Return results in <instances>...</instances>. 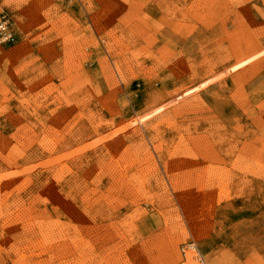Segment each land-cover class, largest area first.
Here are the masks:
<instances>
[{
    "label": "rangeland",
    "instance_id": "374dc122",
    "mask_svg": "<svg viewBox=\"0 0 264 264\" xmlns=\"http://www.w3.org/2000/svg\"><path fill=\"white\" fill-rule=\"evenodd\" d=\"M0 13L16 31L0 44V171L56 160L42 187L36 169L0 191V264H184L190 242L202 264H264V0H0ZM237 166L254 182L222 179ZM21 198L32 214H1ZM102 200L107 218L89 222Z\"/></svg>",
    "mask_w": 264,
    "mask_h": 264
},
{
    "label": "bare ground",
    "instance_id": "6f19581e",
    "mask_svg": "<svg viewBox=\"0 0 264 264\" xmlns=\"http://www.w3.org/2000/svg\"><path fill=\"white\" fill-rule=\"evenodd\" d=\"M13 2H16V1H13ZM15 4V3H14ZM17 4V3H16ZM14 7H15V5H14ZM86 90V89H85ZM67 99V98H66ZM173 102V101H172ZM236 104V103H235ZM164 105V104H163ZM162 105V106H163ZM240 105V104H239ZM162 106H160V107H162ZM154 110H157V107L155 108V109H153V110H151V111H149V112H146L145 114H143L142 116H141V118H145V117H147L148 115H150ZM95 117V116H94ZM90 119V118H89ZM92 120V119H91ZM91 123H92V121H91ZM101 123V122H100ZM99 123V124H100ZM92 125H94L95 126V124H92ZM91 125V126H92ZM255 125H256V127L251 131L252 133H255V134H260V133H262L263 132V126L258 122H256L255 123ZM93 126V127H94ZM97 126H98V124H97ZM233 126V125H232ZM228 127V129H229V126H227ZM234 128V127H233ZM236 129V128H235ZM247 133H248V131H247ZM107 135V134H106ZM108 137V136H107ZM234 137H236V136H234ZM108 138H110V137H108ZM229 138H232V137H229ZM3 139H4V137H3ZM259 139V138H258ZM257 139V140H258ZM4 140H6V139H4ZM229 140V139H228ZM260 140H261V138H260ZM1 141H2V139H1ZM37 141V140H36ZM3 142V141H2ZM5 142H7V141H5ZM38 142V141H37ZM1 143V142H0ZM4 143V142H3ZM7 143H10V141L9 142H7ZM39 143V142H38ZM5 144V143H4ZM11 144V143H10ZM40 144V143H39ZM222 145V144H221ZM1 146H3V145H1ZM7 146H9V144L7 145ZM6 147V146H5ZM5 147H3V148H5ZM231 147V146H230ZM16 148V147H15ZM15 148H13V149H15ZM12 149V148H11ZM8 150V149H7ZM16 150V149H15ZM14 150V151H15ZM47 150V149H46ZM17 151V150H16ZM7 152V151H6ZM11 152V151H10ZM52 152V151H51ZM50 152V153H51ZM17 153H19V152H17ZM16 153V154H17ZM21 153V152H20ZM7 154V153H6ZM13 154V153H12ZM1 155H2V153H1ZM14 155V154H13ZM18 155V154H17ZM53 155V154H52ZM18 156H20V158H21V163H23L21 166H19V167H17V165H19L18 163H17V165H16V167L15 168H13V169H9V170H2V171H0V191L2 192V190H4V189H7V186L9 185V184H13L15 187L16 186H19V187H27L28 186V184H30L31 183V181H32V177L30 176V175H28L30 172H33V171H35L36 169H38L37 171L38 172H36V174L33 176L34 178H35V181L37 182V183H39L40 182V180H41V178H43L44 176H46V173L49 171H54V168H55V166H54V164H55V158H54V155L53 156H48V157H46L45 159L43 158L42 160H40V161H36V162H34V161H32V162H34V163H27V158L24 156V155H18ZM3 157V156H2ZM7 157H10V155L9 156H7ZM16 157V156H15ZM10 158H12V157H10ZM14 158V157H13ZM19 157H16V159H18ZM4 159V158H3ZM4 161H6V160H4ZM9 161H10V159H9ZM2 162V161H1ZM8 162V161H7ZM6 162V163H7ZM10 163V162H9ZM12 163V162H11ZM1 165V164H0ZM15 165V164H14ZM2 166V165H1ZM6 167V166H5ZM7 167H9V166H7ZM45 167H48V169H43L42 170V168H45ZM254 167V166H253ZM248 168V167H247ZM1 169V168H0ZM5 169H8V168H5ZM237 170H235L234 168H233V170L235 171V172H233L232 174L231 173H227V174H225V176H223V180L224 181H226V182H233V183H229V184H233V185H235V183L236 184H238V183H246V182H248V181H251V178H252V176L250 177V178H248L247 176H246V174H245V172L247 171V169L245 168V167H240V166H237V168H236ZM69 171V170H68ZM227 172V171H226ZM230 172H231V169H230ZM248 172V171H247ZM257 172V171H256ZM250 175V174H249ZM48 176V175H47ZM220 176V175H219ZM257 176H258V174H257ZM49 177V176H48ZM254 177V176H253ZM12 178V179H11ZM33 178V179H34ZM47 179V178H46ZM80 179H81V177H80ZM220 179V178H219ZM254 178H252V180H253ZM257 179V178H256ZM2 180H5V182L3 181L2 182ZM48 180V179H47ZM47 180H46V182H47ZM78 180V179H77ZM206 180V179H205ZM204 180V181H205ZM215 180V179H214ZM217 180H218V178H217ZM222 180V181H223ZM44 180L42 179V182H43ZM85 181V180H84ZM83 181V182H84ZM208 181V180H207ZM33 182V181H32ZM82 182V181H81ZM86 182V181H85ZM210 183H211V181H209ZM208 182V183H209ZM253 182H254V180H253ZM35 183V182H34ZM33 183V184H34ZM78 183V182H77ZM205 183V182H204ZM212 183H214L213 181H212ZM32 184V183H31ZM40 184V186H41V183H39ZM55 184V183H54ZM60 184V183H59ZM58 184V185H59ZM78 184H80V183H78ZM82 184H86V183H82ZM250 184V183H249ZM249 184H248V188H249ZM38 185V184H37ZM36 185V186H37ZM43 185V184H42ZM62 185V184H61ZM232 185V186H233ZM245 185V184H244ZM70 186V185H69ZM80 186H82V185H80ZM85 186V185H84ZM86 186H88V184L86 185ZM229 186V185H228ZM240 186V185H239ZM247 186V185H246ZM245 186V188H247ZM33 187V186H32ZM31 187V188H32ZM42 187V186H41ZM235 187V189L234 190H236V188L238 187V185H237V187L236 186H234ZM242 187V186H241ZM30 188V189H31ZM34 188H37V187H35L34 186ZM56 188V187H55ZM74 188V187H73ZM76 188V187H75ZM75 188H74V191H76L75 190ZM78 188V187H77ZM76 188V189H77ZM244 188V187H243ZM247 188V189H248ZM252 188V187H251ZM254 188V187H253ZM16 189V188H15ZM22 189V188H21ZM54 189V188H53ZM58 189V188H57ZM229 189H231L230 187H229ZM233 189H231V190H233ZM239 189V188H238ZM237 189V190H238ZM250 189V188H249ZM8 190V189H7ZM25 190V189H24ZM29 189H27V192L29 193V191H28ZM33 190V189H32ZM31 190V191H32ZM44 190V189H43ZM84 190H86L85 188H84ZM87 190H89V191H91L90 189H88L87 188ZM86 190V191H87ZM231 190H230V192H231ZM236 190V194H237V192H239V194L241 193L240 191H237ZM245 190V189H244ZM12 191H13V188H12ZM11 191V192H12ZM19 191V190H18ZM17 191V192H18ZM34 192H35V189L33 190ZM36 191H37V189H36ZM52 191V190H51ZM79 191H80V189H79ZM81 191H83L82 189H81ZM247 191V190H246ZM7 192V191H6ZM19 192H21V191H19ZM23 192V191H22ZM8 193V192H7ZM10 193V192H9ZM8 193V194H9ZM24 193V192H23ZM38 193V192H37ZM47 193V192H46ZM54 193V192H53ZM77 193H79V192H77ZM84 193H85V191H84ZM87 193V192H86ZM86 193H85V196L84 197H86L87 195H86ZM233 193V192H232ZM242 193H247V192H242ZM241 193V194H242ZM1 194V193H0ZM4 194V193H3ZM13 194H15V193H13ZM22 194V193H21ZM32 194V197H33V192L31 193ZM48 194V193H47ZM46 194V195H47ZM49 194H50V192H49ZM55 194V193H54ZM58 194H59V192H58ZM57 194V195H58ZM89 194V193H88ZM241 194H240V196H241ZM252 194V193H251ZM7 194H5V196H6ZM24 195V194H23ZM29 195V194H28ZM37 195V194H36ZM50 195H52V193L50 194ZM62 195V194H61ZM82 195V194H81ZM235 195V194H234ZM248 195V194H247ZM4 196V197H5ZM17 196H18V193H17ZM35 196V195H34ZM38 196H39V194H38ZM231 196V195H230ZM236 196V195H235ZM255 196V195H254ZM12 197V196H11ZM15 196H13V198H14ZM21 197V196H20ZM24 197H26V196H24ZM42 197V196H41ZM51 197V196H50ZM53 197H54V195H53ZM82 197V196H81ZM83 197V198H84ZM88 197V196H87ZM86 197V198H87ZM237 197V196H236ZM8 198V197H7ZM9 198H10V196H9ZM38 198V197H37ZM47 198H49V197H47ZM57 198V197H56ZM82 198V200H84ZM85 198V199H86ZM89 198V197H88ZM221 198V197H220ZM3 198H1V200H2ZM30 199V198H29ZM39 199L41 200V198L39 197ZM38 199V200H39ZM58 199H60V198H58ZM64 199L65 198H63V201H64ZM230 199V198H229ZM246 200H247V198H245ZM21 200H22V198H21ZM26 200V199H25ZM36 201L37 203H39V202H41V201ZM48 200V199H47ZM47 200H45V202H47V203H49V200L47 201ZM53 200V199H52ZM67 200H69V199H67ZM87 200V199H86ZM85 200V201H86ZM31 201H33V200H31ZM56 201H59V203H60V200H56ZM63 201H61L62 203H63ZM72 201V200H71ZM204 200L202 199V201L201 202H203ZM211 201V200H210ZM221 201V200H220ZM225 202H226V199L224 200ZM22 202H23V200H22ZM25 202V201H24ZM24 202L23 203H21L20 202V200L18 201V199L16 200V201H13V200H7V199H4L2 202H1V204H2V208H1V214L3 213L5 216L4 217H7L8 219L10 218V220L12 219V218H17V219H19V218H25V217H27V215H30V214H32V213H27L28 211H27V209H26V207H24L23 206V204H24ZM29 202V201H28ZM35 202V203H36ZM88 202V201H87ZM87 202H86V204H87ZM209 202V201H208ZM30 203V202H29ZM31 203H33V202H31ZM42 203V202H41ZM67 203H69V201H67ZM66 203V204H67ZM72 203H73V201H72ZM105 202L102 200V201H97V202H94V207L91 209V216H88V218H89V222L90 221H92L93 219L94 220H96L97 218L98 219H102V220H104V219H106L107 217H106V215L104 214V207H105V204H104ZM57 204H58V202H57ZM65 204V205H66ZM202 204H204V202L202 203ZM210 204H212V203H210ZM218 204V203H217ZM217 204H216V207H217ZM224 204V203H223ZM225 204H228V202L227 203H225ZM224 204V205H225ZM25 205V204H24ZM30 205V204H29ZM29 205H27V206H29ZM32 205V204H31ZM36 205V204H35ZM68 205V204H67ZM206 205V204H205ZM221 205V204H220ZM60 206V205H59ZM70 206V205H69ZM223 206V205H222ZM230 206H231V204H230ZM32 207V206H31ZM30 207V208H31ZM34 207V206H33ZM41 207V206H40ZM64 207V206H63ZM63 207H62V209H60V210H63ZM72 207V206H71ZM70 207V208H71ZM74 207V206H73ZM76 207V206H75ZM208 207V206H207ZM210 207V206H209ZM208 207V208H209ZM225 207V206H224ZM239 207V206H238ZM38 208V207H37ZM50 208H51V206H50ZM56 208V207H55ZM68 208V207H67ZM67 208H64L65 210L67 209ZM69 208V209H70ZM36 209V208H35ZM78 209V208H77ZM86 209H87V207H86ZM209 209H211V208H209ZM232 209V208H231ZM64 210V211H65ZM72 210H75L74 208L72 209ZM212 210V209H211ZM30 211V210H29ZM40 211V210H39ZM51 211H52V209H51ZM54 211H56L55 209H54ZM53 211V212H54ZM67 211V210H66ZM31 212V211H30ZM71 212V209L69 210V213ZM75 212V211H74ZM74 212H72L71 214H75ZM78 212H79V209H78ZM41 213H44L43 212V210H42V212ZM52 213V212H51ZM56 213V212H55ZM61 214L63 213V212H60ZM68 213V214H69ZM80 213V212H79ZM96 213H99V214H96ZM214 213V212H213ZM35 214V213H34ZM37 214H39V212L37 213ZM36 214V215H37ZM45 214H46V212H45ZM54 214V213H53ZM70 214V215H71ZM85 214V213H84ZM212 214V213H211ZM40 215V214H39ZM39 215H37V216H35V218H37V217H40ZM55 215H57V213L55 214ZM59 215V214H58ZM77 215V214H76ZM75 215V216H76ZM83 215V214H82ZM43 216V215H42ZM50 216V215H49ZM66 216V215H65ZM4 217H1V218H4ZM47 217V216H46ZM85 217V216H84ZM31 218H32V215H31ZM30 218V219H31ZM33 218H34V216H33ZM104 218V219H103ZM42 219V218H41ZM55 219V218H54ZM56 219H58L57 217H56ZM70 219V218H69ZM4 220V219H3ZM5 220H6V218H5ZM20 220V219H19ZM23 220V219H22ZM22 220H20V221H22ZM26 220V219H25ZM29 220V219H28ZM40 220V219H39ZM61 220V219H60ZM9 221V220H8ZM19 221V222H20ZM33 221V220H32ZM57 221V220H56ZM87 221V222H88ZM221 221V220H220ZM220 221H218V222H220ZM14 222H17V221H15L14 220ZM34 222V221H33ZM37 222H39V221H37L36 220V224H37ZM47 222V221H46ZM2 223V222H1ZM18 223V222H17ZM24 223V221L21 223L20 222V224H23ZM26 223V222H25ZM35 223V222H34ZM82 223H84V222H82ZM11 224V223H10ZM12 224H13V221H12ZM29 224V223H28ZM33 224V223H32ZM44 224V223H43ZM51 224V223H50ZM237 224V223H236ZM1 225V224H0ZM3 225H5L4 223H3ZM14 225V224H13ZM17 224H15V226H16ZM26 225V224H25ZM30 225H31V223H30ZM38 225V224H37ZM86 225H87V223H86ZM90 225H92L91 223H90ZM8 226V225H7ZM11 226V225H10ZM15 226H13V227H15ZM23 227H25L24 225H22ZM21 226V227H22ZM32 226V225H31ZM234 226V225H233ZM6 227V226H5ZM9 227V226H8ZM17 227V226H16ZM16 227L14 228V229H16ZM20 227V228H21ZM28 227H29V225H28ZM39 227H40V225H39ZM81 227H83V224L81 225ZM27 228V227H26ZM32 228V227H31ZM31 228H30V230H31ZM34 228H35V226H34ZM33 228V229H34ZM84 228H86V227H84ZM83 228V229H84ZM88 228V227H87ZM235 228V227H234ZM2 229H3V226H2ZM7 229H9V228H7ZM11 229V228H10ZM47 229H49V228H47ZM53 229V228H52ZM55 229V228H54ZM17 230H18V227H17ZM21 230V229H20ZM27 230H28V228H27ZM27 231V232H31V231ZM36 230V229H35ZM38 230V229H37ZM41 230H42V228H41ZM45 230V229H44ZM88 230V229H87ZM2 231V230H1ZM5 231V230H4ZM7 231V230H6ZM5 231V232H6ZM10 231V230H9ZM13 231V230H12ZM22 231H23V229H22ZM24 231H25V229H24ZM14 232V231H13ZM12 232V233H13ZM17 232V231H16ZM34 232V231H33ZM33 232H31V233H33ZM39 232V231H38ZM38 232H37V234H38ZM48 232V231H47ZM52 232V231H51ZM196 233H195V235L196 234H198V229L195 231ZM8 233V232H7ZM10 233H11V231H10ZM25 233V232H24ZM34 233H36V232H34ZM39 233H43V232H39ZM50 233V232H49ZM53 233H54V231H53ZM52 233V234H53ZM203 233V232H202ZM240 233V232H239ZM0 234H2V233H0ZM47 234V233H46ZM51 234V233H50ZM231 234V233H230ZM233 234H234V232H233ZM245 234V233H244ZM20 235H21V233H20ZM28 235H30V234H28ZM32 235V234H31ZM30 235V236H31ZM45 235V234H44ZM246 235V234H245ZM250 235V234H249ZM257 235V234H256ZM8 236V235H7ZM23 236V235H22ZM33 236V235H32ZM48 236V235H47ZM254 236V235H253ZM12 237V236H11ZM11 237H8V238H10L11 239ZM29 237V236H28ZM40 237V236H39ZM38 236H37V238H39ZM196 237H198V235H196ZM235 237V236H234ZM233 237V238H234ZM3 238V237H2ZM12 238H14V237H12ZM25 238V237H24ZM36 238V237H35ZM35 238H33V239H35ZM30 239H32L31 237H30ZM1 241H2V239H0ZM12 240V239H11ZM26 240H27V238H26ZM29 240V239H28ZM38 240V239H37ZM235 240V239H234ZM247 240H249V239H247ZM251 240V239H250ZM8 241V240H7ZM14 241V240H13ZM21 241V240H20ZM41 241V240H40ZM190 241V240H189ZM246 241V240H245ZM4 242V241H3ZM31 242V241H30ZM39 242V241H38ZM235 242V241H234ZM250 242V241H249ZM9 243V242H8ZM11 243H12V241H11ZM43 243V242H42ZM178 243V242H177ZM236 243H239V241L238 242H236ZM37 244V243H36ZM242 244V246H243V243H240L239 245H241ZM245 244V243H244ZM1 245V244H0ZM2 245H3V243H2ZM2 245H1V247H2ZM6 245V246H5ZM24 245H26V244H23V246ZM29 245V244H28ZM38 245V244H37ZM233 245H234V243H233ZM238 245V244H237ZM4 246L7 248V249H9L7 246H8V244H4ZM10 246V251H11V247H13V244H12V246H11V244L9 245ZM34 246H36L35 244H34ZM44 247L46 246V245H43ZM190 246V247H189ZM242 246H238V248L240 247H242ZM0 247V248H1ZM15 247H18V244H17V246H15ZM20 247V246H19ZM25 247H27V246H25ZM31 247H32V244H31ZM31 247H30V249H31ZM43 247V248H44ZM181 247V246H180ZM183 247V260H182V262H184V264H202V262H203V259L202 258H200V252H199V250L194 246V244H193V242H190V243H188L186 246H182ZM234 247V246H233ZM237 247V246H236ZM3 248V247H2ZM24 248V247H23ZM22 248V249H23ZM27 248H29V247H27ZM38 248H39V246H38ZM46 248V247H45ZM238 248H237V250H238ZM240 248H239V250H240ZM243 248V247H242ZM247 248V247H246ZM3 249H5V248H3ZM2 249V250H3ZM14 249V248H13ZM13 249H12V253H13ZM18 249V248H17ZM16 249V250H17ZM32 249H34V248H32ZM31 249V250H32ZM36 249V248H35ZM40 249V248H39ZM41 249H42V247H41ZM1 250V249H0ZM6 250V249H5ZM19 250H21V248L19 249ZM42 250H44V249H42ZM234 250V249H233ZM242 250V249H241ZM8 251V250H7ZM24 251H25V249H24ZM24 251H22V252H24ZM35 251V250H34ZM171 251H172V254L176 257V259L178 258V253H177V246H176V244H175V246H173L172 247V249H171ZM232 251V250H231ZM235 251V250H234ZM244 251V250H243ZM15 252H17V251H15ZM41 252V251H40ZM39 252V253H40ZM43 252V251H42ZM236 252V251H235ZM0 253H1V251H0ZM7 253V252H6ZM8 253H10L9 251H8ZM8 253H7V255H8ZM18 253H20V252H17L16 253V255L17 256H20V255H18ZM28 253V252H27ZM233 253V252H232ZM243 253V252H242ZM242 253H240V255H243ZM259 253V252H258ZM258 253L256 252V254L258 255ZM14 254V253H13ZM12 254V255H13ZM23 254V253H22ZM25 254V253H24ZM29 254V253H28ZM28 254H26V256L28 255ZM33 254H36V253H33ZM33 254H31V256L33 255ZM42 254V253H41ZM44 254H46V253H44ZM236 254H238L237 252H236ZM260 254V253H259ZM6 255V256H7ZM11 255V254H10ZM15 255V254H14ZM15 255V256H16ZM0 256H1V254H0ZM3 256V255H2ZM38 256V255H37ZM40 256V255H39ZM182 256V255H181ZM244 256V255H243ZM249 256V255H248ZM252 256V255H251ZM255 255H253V257H254ZM8 257V256H7ZM6 257V258H7ZM10 257V256H9ZM29 258H30V256H28ZM35 257H36V255H35ZM44 257V256H43ZM48 257V256H47ZM4 258V257H3ZM25 257H23V259H24ZM32 258V257H31ZM30 258V259H31ZM37 258V257H36ZM36 258H34V259H36ZM17 258H15V260H16ZM22 259V260H23ZM39 259V258H38ZM44 259H46L45 257H44ZM44 259H43V261H44ZM2 260V259H1ZM8 260H9V258H8ZM11 260V259H10ZM13 261H15L14 260V258L12 259ZM21 260V259H20ZM33 260V259H32ZM42 260V259H41ZM51 260V259H50ZM179 260V259H178ZM17 261V260H16ZM19 261V260H18ZM25 262H27V259H25L24 260ZM46 261H48V260H46ZM4 262V261H3ZM2 262V264H5V262L3 263ZM22 262V261H21ZM36 262H38V261H36ZM36 262L34 261V263L36 264ZM39 262H42V261H39ZM49 262V261H48ZM251 262V261H250ZM16 263V262H15ZM33 263V264H34ZM53 263V262H52ZM252 263V262H251ZM254 264H255V262H253ZM7 264H8V261H7ZM12 264H14V263H12ZM19 264H20V262H19ZM22 264V263H21ZM28 264V263H27ZM30 264V263H29ZM40 264V263H39ZM54 264V263H53ZM245 264V263H244Z\"/></svg>",
    "mask_w": 264,
    "mask_h": 264
},
{
    "label": "built area",
    "instance_id": "2783aa9c",
    "mask_svg": "<svg viewBox=\"0 0 264 264\" xmlns=\"http://www.w3.org/2000/svg\"><path fill=\"white\" fill-rule=\"evenodd\" d=\"M16 31L9 15L0 13V44L12 42Z\"/></svg>",
    "mask_w": 264,
    "mask_h": 264
}]
</instances>
